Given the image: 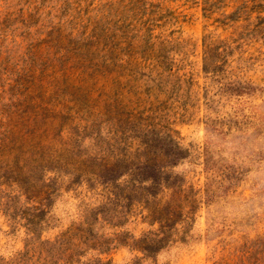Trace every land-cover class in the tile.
I'll list each match as a JSON object with an SVG mask.
<instances>
[{
    "label": "rangeland",
    "instance_id": "374dc122",
    "mask_svg": "<svg viewBox=\"0 0 264 264\" xmlns=\"http://www.w3.org/2000/svg\"><path fill=\"white\" fill-rule=\"evenodd\" d=\"M69 254L264 264V0H0V264Z\"/></svg>",
    "mask_w": 264,
    "mask_h": 264
},
{
    "label": "trees",
    "instance_id": "16d2710c",
    "mask_svg": "<svg viewBox=\"0 0 264 264\" xmlns=\"http://www.w3.org/2000/svg\"><path fill=\"white\" fill-rule=\"evenodd\" d=\"M170 216H167L166 219L173 218V214H169ZM142 242V249L146 252H151L152 248L160 246L164 242V238L160 234H155L153 236H150V234H146L143 239H141ZM70 249V248H69ZM106 249V248H102ZM70 257H72V254L68 255V258L65 260V264H70L71 260ZM95 264H103L101 259H97ZM243 264V262H242Z\"/></svg>",
    "mask_w": 264,
    "mask_h": 264
}]
</instances>
